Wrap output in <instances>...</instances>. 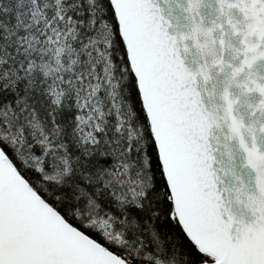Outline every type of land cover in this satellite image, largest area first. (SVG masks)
<instances>
[{"label":"snow or ice","instance_id":"1","mask_svg":"<svg viewBox=\"0 0 264 264\" xmlns=\"http://www.w3.org/2000/svg\"><path fill=\"white\" fill-rule=\"evenodd\" d=\"M260 66L264 0H0V264H264Z\"/></svg>","mask_w":264,"mask_h":264},{"label":"water","instance_id":"2","mask_svg":"<svg viewBox=\"0 0 264 264\" xmlns=\"http://www.w3.org/2000/svg\"><path fill=\"white\" fill-rule=\"evenodd\" d=\"M204 11L207 12V9H205ZM192 60H193V57L190 56V55L185 57V63H186V64H189ZM258 70H259V71H264V66H260V67L258 68Z\"/></svg>","mask_w":264,"mask_h":264}]
</instances>
